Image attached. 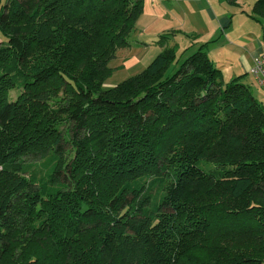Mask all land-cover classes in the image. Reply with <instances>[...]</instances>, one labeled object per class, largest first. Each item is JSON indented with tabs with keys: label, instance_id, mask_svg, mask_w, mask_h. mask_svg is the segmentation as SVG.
Returning a JSON list of instances; mask_svg holds the SVG:
<instances>
[{
	"label": "trees",
	"instance_id": "trees-1",
	"mask_svg": "<svg viewBox=\"0 0 264 264\" xmlns=\"http://www.w3.org/2000/svg\"><path fill=\"white\" fill-rule=\"evenodd\" d=\"M144 7L2 2L0 264H264V102L213 40L104 87Z\"/></svg>",
	"mask_w": 264,
	"mask_h": 264
},
{
	"label": "rangeland",
	"instance_id": "rangeland-1",
	"mask_svg": "<svg viewBox=\"0 0 264 264\" xmlns=\"http://www.w3.org/2000/svg\"><path fill=\"white\" fill-rule=\"evenodd\" d=\"M3 1L5 0H0V7ZM254 1L239 0L229 3L228 0H145L144 12L130 36L131 46L117 51L116 59L109 64L114 71L104 82V87H113L141 72L164 46L178 47L176 59L183 60L197 50L198 43L191 45L194 41L204 43L213 40L208 51L215 65L221 69L223 81L227 83L236 76H242L256 98L264 102V85L249 72L250 66L247 67L242 62L245 57L242 58L241 53L236 50L237 40L244 36L259 38L264 44L263 24L249 16ZM212 7L218 15L226 13L231 24L216 30L215 24L222 17L213 18L209 11ZM168 31H176L177 34L169 35L164 43L155 41L159 34ZM173 65L174 62L170 68ZM19 93L18 88L12 89L9 97L15 99ZM65 146L69 149L68 144ZM45 160L33 162L41 174L45 172Z\"/></svg>",
	"mask_w": 264,
	"mask_h": 264
},
{
	"label": "crops",
	"instance_id": "crops-1",
	"mask_svg": "<svg viewBox=\"0 0 264 264\" xmlns=\"http://www.w3.org/2000/svg\"><path fill=\"white\" fill-rule=\"evenodd\" d=\"M236 2H239V0H236ZM209 11L213 18H215V16H217L218 18L222 17L220 20H217V24H215L216 30L221 26L225 28L226 26L231 24L232 21H230L229 18L226 17V13L223 12L222 14L218 15L214 7L210 8ZM198 43H200V41H198ZM236 50L238 53H241L242 58L245 57L242 62L245 63L247 67L250 66V72L255 58L260 56L264 51V44L259 38L255 39L253 37L244 36L241 39L237 40Z\"/></svg>",
	"mask_w": 264,
	"mask_h": 264
},
{
	"label": "built area",
	"instance_id": "built-area-1",
	"mask_svg": "<svg viewBox=\"0 0 264 264\" xmlns=\"http://www.w3.org/2000/svg\"><path fill=\"white\" fill-rule=\"evenodd\" d=\"M250 73L261 85H264V51L260 56L255 58L254 64L250 69Z\"/></svg>",
	"mask_w": 264,
	"mask_h": 264
}]
</instances>
